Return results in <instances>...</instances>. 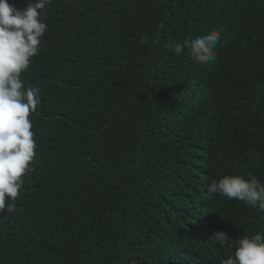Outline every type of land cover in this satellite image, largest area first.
Returning a JSON list of instances; mask_svg holds the SVG:
<instances>
[{
  "label": "trees",
  "instance_id": "16d2710c",
  "mask_svg": "<svg viewBox=\"0 0 264 264\" xmlns=\"http://www.w3.org/2000/svg\"><path fill=\"white\" fill-rule=\"evenodd\" d=\"M43 16L40 70L24 77L41 94L36 156L0 212V264H171L182 192L194 229L213 232L191 264L264 232V211L204 196L224 175L264 184V0H50ZM212 30L215 61L174 52Z\"/></svg>",
  "mask_w": 264,
  "mask_h": 264
},
{
  "label": "clouds",
  "instance_id": "9594fccd",
  "mask_svg": "<svg viewBox=\"0 0 264 264\" xmlns=\"http://www.w3.org/2000/svg\"><path fill=\"white\" fill-rule=\"evenodd\" d=\"M48 3L50 0H38L17 9L8 0H0V212L13 207L11 202L20 195L23 177L30 171L36 156L37 144L29 117L40 105L41 94L38 87H27L30 84L24 77L30 69L40 70L35 59L48 28L43 16ZM219 40L220 32L212 30L194 38H185L182 44L174 46V52L179 55L187 48L197 62L215 61ZM59 100L65 101V95H60ZM214 195L242 201L251 208L264 211V184L250 172L246 176L224 175L213 179L204 196L211 200ZM178 203L183 208L186 228L175 227L173 232L180 236L183 234L184 241L175 244L180 259L169 256V261L171 264H191L189 252L198 248L194 242L198 240L206 249L205 243L213 232L202 238L199 230L196 227L195 230L185 217L192 205L187 193L180 194ZM207 212L210 215L211 207ZM142 222L138 217V227ZM228 237L227 233L220 231L212 239L223 245ZM233 247V253L222 264H264V232L244 235L235 241Z\"/></svg>",
  "mask_w": 264,
  "mask_h": 264
}]
</instances>
